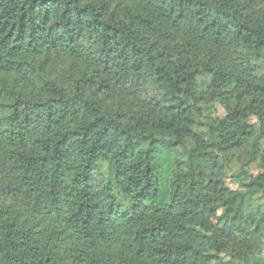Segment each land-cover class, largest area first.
Returning <instances> with one entry per match:
<instances>
[{
	"label": "clouds",
	"instance_id": "9594fccd",
	"mask_svg": "<svg viewBox=\"0 0 264 264\" xmlns=\"http://www.w3.org/2000/svg\"><path fill=\"white\" fill-rule=\"evenodd\" d=\"M0 264H264V0H0Z\"/></svg>",
	"mask_w": 264,
	"mask_h": 264
},
{
	"label": "trees",
	"instance_id": "16d2710c",
	"mask_svg": "<svg viewBox=\"0 0 264 264\" xmlns=\"http://www.w3.org/2000/svg\"><path fill=\"white\" fill-rule=\"evenodd\" d=\"M42 2H43V0H42ZM22 7V6H21ZM29 7L31 8L32 6L31 5H29ZM17 12H19V9H17ZM20 15H23L22 13H20Z\"/></svg>",
	"mask_w": 264,
	"mask_h": 264
}]
</instances>
